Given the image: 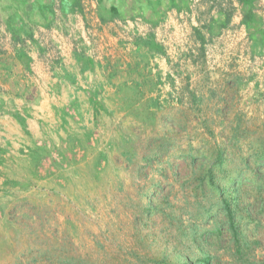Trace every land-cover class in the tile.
Masks as SVG:
<instances>
[{"label": "rangeland", "instance_id": "374dc122", "mask_svg": "<svg viewBox=\"0 0 264 264\" xmlns=\"http://www.w3.org/2000/svg\"><path fill=\"white\" fill-rule=\"evenodd\" d=\"M76 1L0 0V264H264V59L216 50L235 0H173L176 27ZM221 160L237 234L192 218ZM156 185L166 215L141 222Z\"/></svg>", "mask_w": 264, "mask_h": 264}, {"label": "crops", "instance_id": "0c3cea01", "mask_svg": "<svg viewBox=\"0 0 264 264\" xmlns=\"http://www.w3.org/2000/svg\"><path fill=\"white\" fill-rule=\"evenodd\" d=\"M173 2V0H100L99 4L96 1H92L94 6L97 8V12L99 13V15L102 10L106 13L108 11L115 10L122 17L138 15L141 17V19L143 18V21H145L147 24H152L154 26H162V24H168L170 26L176 27L178 14L189 13L188 9L191 10V7L189 5L185 10H182L179 13L180 10L177 9L176 5ZM234 4L235 7H237L234 8L235 10L237 9L236 11L239 16L235 17V19L232 20L231 23H227V25H219L220 29L218 31V34L219 32L221 33L219 34L220 36L217 39L218 44L216 45L218 54L217 58L218 60L221 59V65L225 71H234V73L238 72L242 74H249L248 69L253 66L252 62L256 57V54L263 56L262 58L264 59V48L261 50L262 47L256 48L254 46V43L251 39V37L253 36V33H251L253 31L251 30L253 23H248V25L244 24V12L241 13V11H243L242 7L237 0H235ZM255 16L259 17V20L263 22L262 28L264 29V0H262L261 4L256 7ZM223 21V23H225V16ZM209 24H204V27L207 28H203L204 30H201V35L204 38V41L206 40L207 42L204 45L206 49L210 45L208 39V37L210 36L208 28ZM191 25L192 27H194V25L196 24L192 23ZM186 32L188 33V31ZM195 33L197 35V32ZM195 33L194 28H192L193 40L195 39ZM230 55H232L235 60H233V65L228 62ZM248 81L250 82V80ZM242 82L244 83V81L240 79L239 83ZM243 87H245V85H243Z\"/></svg>", "mask_w": 264, "mask_h": 264}, {"label": "trees", "instance_id": "16d2710c", "mask_svg": "<svg viewBox=\"0 0 264 264\" xmlns=\"http://www.w3.org/2000/svg\"><path fill=\"white\" fill-rule=\"evenodd\" d=\"M240 3L243 14H244V24L254 23L258 21V18L255 16V9L258 6V0H237ZM76 5L80 6L81 1L77 0ZM256 34V35H254ZM251 37L252 42L256 48L262 47L264 48V38L259 40L257 37V32L254 33ZM200 35V36H199ZM199 39L204 42V38L201 34H198ZM160 50V48H158ZM193 159V158H192ZM223 161L217 162L214 166L208 168L206 173L202 175V181L199 184V189L196 192L195 199V214L192 218H197L202 220L204 218L208 219L218 214H223L226 217V221L229 224L231 230L237 234V225H236V207L234 206L233 197L229 198L226 196L228 191H230L229 186L222 185L217 179L218 172L224 171ZM235 184H233L234 186ZM150 196H145L146 199L144 204L140 206V217H138L139 221L145 222V220L151 221L154 218L165 217V210H163L159 205H155L153 202V198H157V196H161L162 199L163 193H165V188L161 185H156L151 190ZM159 192V193H158ZM158 193V194H157ZM199 194L203 195V198L200 199ZM230 195V194H229ZM167 202V201H166ZM173 217V216H172ZM212 258L210 256H205L200 260L194 261L189 258L175 260V262H168L167 260L157 261L153 260L150 262H146L144 264H213ZM86 264V263H81Z\"/></svg>", "mask_w": 264, "mask_h": 264}]
</instances>
